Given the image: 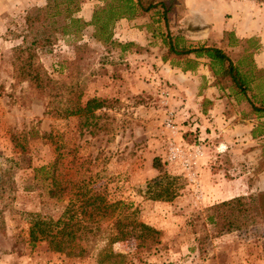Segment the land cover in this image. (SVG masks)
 Listing matches in <instances>:
<instances>
[{
	"label": "rangeland",
	"instance_id": "374dc122",
	"mask_svg": "<svg viewBox=\"0 0 264 264\" xmlns=\"http://www.w3.org/2000/svg\"><path fill=\"white\" fill-rule=\"evenodd\" d=\"M108 1L80 0L75 15L88 23L94 10ZM162 1L170 6L167 26L159 7L115 22L112 39L132 42L126 51L95 40L92 25L56 32L49 47L37 49V59L55 85L40 93L14 77L12 60L14 47L24 37L30 39L26 16L47 0H0V264H96V250L77 258L51 251L44 241L33 248L28 243L27 213L57 218L68 201L49 198L42 174L34 176V168L54 160L56 145L64 154L61 172L66 177L82 179L79 184L103 192L111 201L131 203L139 220L161 231L160 243L150 248H136L132 239L113 244L114 251L128 255L130 264H264V147L253 136L244 144L216 150L201 115L189 114L213 103L205 96L199 99L208 78L192 74L196 77L188 80L183 76L197 68L183 72L173 55L163 60L167 29L182 35L186 44H215L214 39L197 37L221 13L232 17L227 0H189L192 5ZM252 1L260 8L264 29V2ZM57 20L60 28L63 16ZM217 41L235 61L242 52H233L227 44H246L230 32ZM200 63L212 73L207 59ZM215 79L218 94L229 96L224 113L238 114L229 123L243 117L259 125L260 118L245 99L220 88L225 82L216 84ZM57 91L65 97L81 91L82 103L92 96L108 99L96 111L99 126L81 129L78 116L60 115L65 100L54 96ZM169 110L178 131L165 125ZM12 134L22 135L25 151L13 146ZM198 143L202 154L193 157L190 147ZM175 144L182 146L183 155L170 160ZM155 157L178 178V195L171 201L146 197L147 181L159 174L153 167Z\"/></svg>",
	"mask_w": 264,
	"mask_h": 264
},
{
	"label": "trees",
	"instance_id": "16d2710c",
	"mask_svg": "<svg viewBox=\"0 0 264 264\" xmlns=\"http://www.w3.org/2000/svg\"><path fill=\"white\" fill-rule=\"evenodd\" d=\"M158 7L162 9L160 13L167 26L170 6L162 0H109L104 7L94 10L88 23L75 15L80 11V0H47L45 6L26 16L30 39L24 37L23 42L13 49L14 77L28 81L40 93L55 88L53 80L37 59V49L49 47L56 32L66 34L72 31L71 28L76 31L84 25H92L95 40L126 51L132 42L122 43L112 39L115 22L122 18H135ZM60 15L64 22L59 28L57 17ZM163 42L167 48L163 60L175 56L180 63L177 65L186 72L195 70L200 59H207L216 84L221 80L225 82L220 88H228L244 98L258 117L264 114V69L256 67L250 53L242 51V58L235 61L222 47L215 44H186L182 35H173L169 29ZM247 43L251 44L250 41ZM56 93L54 96L65 100L60 115L78 116L81 129L99 126L96 111L105 107L108 99L92 96L82 103L81 91L76 96L68 97L62 94L63 91ZM21 136L12 134L11 141L14 147L23 152L27 149V142H21ZM60 147L56 145L59 152L50 164L34 168V176L37 178L38 173L42 174L49 198L63 200L67 197L68 201L57 218L41 212L27 213L28 243L32 248L44 241L51 251L65 256L82 258L96 250V264H130L128 255L114 251L113 244L132 239L136 248H150L160 243L161 231L139 220L137 210L131 208V203L111 201L103 192L79 184L82 179L66 177L61 172L64 154ZM153 167L159 174L147 181L146 197L155 201H171L178 195V178L169 175L157 157L153 159Z\"/></svg>",
	"mask_w": 264,
	"mask_h": 264
},
{
	"label": "crops",
	"instance_id": "0c3cea01",
	"mask_svg": "<svg viewBox=\"0 0 264 264\" xmlns=\"http://www.w3.org/2000/svg\"><path fill=\"white\" fill-rule=\"evenodd\" d=\"M185 1L187 5H192V1L190 4L189 0ZM226 5V11H229L232 14V17L230 16L226 18V12L221 13L220 16H216L213 25L208 30L200 33L197 38L209 40L214 39L215 45L220 47L218 44L220 42H218L217 39H222L225 33L230 32L234 34V37L238 39L239 43L246 44H227L228 48L233 52L245 51L250 53L252 62L256 67L258 69H264V29L260 24V8L252 0H227ZM247 41H250L251 44H248ZM181 73L183 72L181 71ZM192 74H203L208 78V86L201 87L203 95H201L199 99H203L205 96L207 97L206 99L213 103L207 107V109L196 110L189 114L196 113L199 116L201 115L202 122L206 123L204 127H209L211 130V132L208 130H206V132L207 135L209 134V136L212 137L214 148L217 150L222 147L227 149L229 146H238V144H235L236 142L244 144V140L248 139V137L252 138L253 136H256L260 141V147H264V144H261L264 143V114L260 115L259 125L255 124V127L254 123L243 117H241L240 121L237 123H229L238 114H236L234 110L232 112L224 113V105L228 101L229 96L221 97L218 94V86L212 84L215 77L209 72L208 67L205 69L203 63H200L196 71L187 73L183 77L191 80L196 77ZM213 92L216 93L218 98L213 96ZM235 96L238 97V95ZM232 100L233 99H231V101ZM186 112L188 113V111ZM233 113L234 116L232 115ZM195 117L196 115L194 118ZM225 120H228V122ZM217 121H224L225 124L221 123L218 127L216 126Z\"/></svg>",
	"mask_w": 264,
	"mask_h": 264
},
{
	"label": "built area",
	"instance_id": "2783aa9c",
	"mask_svg": "<svg viewBox=\"0 0 264 264\" xmlns=\"http://www.w3.org/2000/svg\"><path fill=\"white\" fill-rule=\"evenodd\" d=\"M174 114L171 110H169L166 114V117H165V125L167 128H169L172 132H175V131H178L177 130V126H175V120H174ZM190 148H193V154H191L193 157H198L202 154V146L201 144H197V145H192ZM183 153V148L181 145L179 144H175V145H172L170 147V152H169V156L168 158L170 160H175L177 159L178 157H180ZM184 163L186 165L189 164V159H186L184 161Z\"/></svg>",
	"mask_w": 264,
	"mask_h": 264
}]
</instances>
